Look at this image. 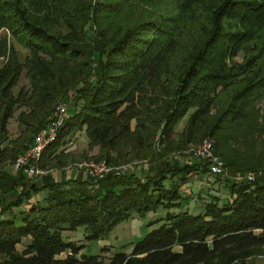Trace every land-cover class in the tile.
<instances>
[{"label":"trees","instance_id":"trees-1","mask_svg":"<svg viewBox=\"0 0 264 264\" xmlns=\"http://www.w3.org/2000/svg\"><path fill=\"white\" fill-rule=\"evenodd\" d=\"M69 101L40 168L75 161L66 144L78 131L95 161L147 168L97 182L2 170L0 264H264L253 259L264 254V0H0V163ZM205 136L230 172L253 179H226L227 197L209 190L197 211L182 209V187L208 165L169 156ZM24 204L18 226L6 213ZM159 207V226L107 261L62 238L84 227L104 239Z\"/></svg>","mask_w":264,"mask_h":264},{"label":"rangeland","instance_id":"rangeland-1","mask_svg":"<svg viewBox=\"0 0 264 264\" xmlns=\"http://www.w3.org/2000/svg\"><path fill=\"white\" fill-rule=\"evenodd\" d=\"M17 48L21 52V58L26 53L21 46L17 45ZM27 83L25 77H22L19 81L18 86ZM72 101V100H70ZM61 102L60 104H66L67 110L69 107V103ZM58 104L57 107L60 105ZM56 107V108H57ZM183 126V122L179 124V129ZM9 137L14 138L18 135V126L15 118L11 119L9 122ZM208 136L203 137L198 143H191L187 148L181 149L179 151L171 152L169 157H177L180 162H194L199 159L193 157V151L199 145V143ZM214 144V139L209 137ZM214 146V145H213ZM66 149L71 153L77 154V159L73 162H66V165L62 168H54L49 171L43 170L38 166L39 172L34 174L33 176L28 177L27 179L30 181L40 180L42 176L50 175L55 178H59L60 181H67L66 176L71 174L77 177V181L82 180L83 178L88 179V182H97L100 179L105 178L107 175H121L124 173H136L144 171L147 168L148 161L146 160H134L127 162L123 165H111L107 163L105 160H97L95 161L93 158H90L92 155L97 153V148L92 150L88 149L87 138L82 131L76 132L72 137H70L69 141L66 144ZM86 152L87 157H80L82 154ZM215 153V152H214ZM18 156V155H17ZM16 156V157H17ZM16 159V158H15ZM15 161V160H14ZM91 163L93 164H102L105 163L106 167L109 169L104 173L102 178H98L97 181L94 179L96 177L93 176L91 167L89 166ZM14 164V163H13ZM13 164L8 163H0V172L5 170V167H8ZM125 167V169H124ZM16 172L12 174L13 176L18 174L17 169ZM123 170L120 174H116V171ZM234 173L230 172L228 167H226L225 174L223 175H211L209 173L201 174V175H190L189 180L186 186L182 187L187 192H183L188 195V198L182 202V209L190 208L194 210H198L201 208L203 200L208 196L207 192L214 191V189L218 190L222 196H228L225 191L223 182L226 179H234ZM72 177V176H71ZM218 179V180H217ZM221 181V182H220ZM210 185H214L215 187H209ZM65 187H69L66 185ZM89 190V187H85V189ZM44 194V191H42ZM41 192V193H42ZM40 193V194H41ZM8 198H13L12 196ZM223 201V200H222ZM180 209H170V211H179ZM167 210L159 207L156 210H151L147 212L144 216H139L137 212H133L131 217L119 222L116 224L112 230L106 235L104 239L99 240H88L86 238L87 232L84 227H78L76 230H64L62 232V238L65 241H75L78 245H83V248L79 252L84 255H98L102 257L104 260H108L115 252H125L129 253L133 248L134 244L140 241L152 228H156L159 226L160 222H155L158 219H161L165 216ZM27 212L23 211V208H13L11 211L6 213V216L12 217L15 220L16 225L20 226L23 224V218L26 216ZM29 243V238H24L22 240V245ZM66 253H62L59 257L65 256ZM258 263H264V254H260L253 258Z\"/></svg>","mask_w":264,"mask_h":264},{"label":"built area","instance_id":"built-area-1","mask_svg":"<svg viewBox=\"0 0 264 264\" xmlns=\"http://www.w3.org/2000/svg\"><path fill=\"white\" fill-rule=\"evenodd\" d=\"M68 114L67 105L60 104L55 111V115L51 117L45 126H43L33 137L32 143L21 153L18 154L14 161V168L22 170L27 177L33 176L37 172L38 163L40 161L42 152L45 147L51 143L57 135L58 129L63 123ZM193 157L197 159H204L207 161L208 171L211 175H223L226 171V165L224 160L214 153L213 141L206 137L204 138L196 149L193 151ZM91 167L93 176L96 181L98 178H102L104 173L109 169L105 163L89 165ZM125 169V167H124ZM123 171V170H122ZM121 170L116 171V174H120ZM234 179H253L252 173L236 172L233 175Z\"/></svg>","mask_w":264,"mask_h":264},{"label":"crops","instance_id":"crops-1","mask_svg":"<svg viewBox=\"0 0 264 264\" xmlns=\"http://www.w3.org/2000/svg\"><path fill=\"white\" fill-rule=\"evenodd\" d=\"M6 169H5V171H7V172H9L10 174L12 173V174H14L15 172H16V170H15V168H14V166L13 165H10V166H8V167H5ZM53 176H54V174H53ZM72 176V177H71ZM55 178V177H54ZM60 178V177H59ZM59 178H55L57 181H60V179ZM67 179H77V177L76 176H73L72 175V173L71 174H68L67 176H66V180ZM82 181H88V179H86V178H83L82 179ZM2 190V188H0V191ZM41 192H39L38 194H36V195H34V196H32V198H31V201H35V200H38V199H41V198H43V196H45V192H44V194H43V192L40 194ZM20 208H26V205L24 204L23 206H21Z\"/></svg>","mask_w":264,"mask_h":264}]
</instances>
